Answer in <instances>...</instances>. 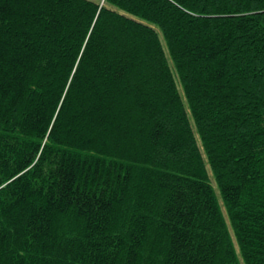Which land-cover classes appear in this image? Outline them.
I'll use <instances>...</instances> for the list:
<instances>
[{
	"label": "trees",
	"instance_id": "obj_1",
	"mask_svg": "<svg viewBox=\"0 0 264 264\" xmlns=\"http://www.w3.org/2000/svg\"><path fill=\"white\" fill-rule=\"evenodd\" d=\"M0 264H264V0H0Z\"/></svg>",
	"mask_w": 264,
	"mask_h": 264
}]
</instances>
